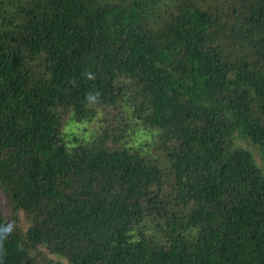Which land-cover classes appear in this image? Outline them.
Wrapping results in <instances>:
<instances>
[{
    "label": "trees",
    "instance_id": "1",
    "mask_svg": "<svg viewBox=\"0 0 264 264\" xmlns=\"http://www.w3.org/2000/svg\"><path fill=\"white\" fill-rule=\"evenodd\" d=\"M0 189V264H264V0H0Z\"/></svg>",
    "mask_w": 264,
    "mask_h": 264
},
{
    "label": "rangeland",
    "instance_id": "2",
    "mask_svg": "<svg viewBox=\"0 0 264 264\" xmlns=\"http://www.w3.org/2000/svg\"><path fill=\"white\" fill-rule=\"evenodd\" d=\"M0 207L2 208L3 215L9 214L10 208H8V206L4 202V197L2 196L1 189H0ZM6 216H8V215H6ZM17 217H18L19 221H20V219H23L22 217L20 218V216L18 214H17ZM7 221L9 222L11 227L14 226V224H16V220L14 218H12L11 215H10V219H8ZM61 262L62 263H58V264H66L64 261H61ZM52 264H55V263L53 262Z\"/></svg>",
    "mask_w": 264,
    "mask_h": 264
}]
</instances>
